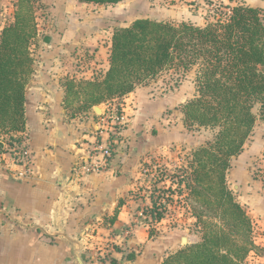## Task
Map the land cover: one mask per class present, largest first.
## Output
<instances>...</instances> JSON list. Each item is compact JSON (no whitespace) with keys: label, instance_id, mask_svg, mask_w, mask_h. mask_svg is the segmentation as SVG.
<instances>
[{"label":"crops","instance_id":"crops-1","mask_svg":"<svg viewBox=\"0 0 264 264\" xmlns=\"http://www.w3.org/2000/svg\"><path fill=\"white\" fill-rule=\"evenodd\" d=\"M17 1L0 0V33L13 22ZM39 1L42 5L37 10H42L40 15L47 17L40 22L35 18V37H39L45 48L36 50L38 55L35 57L31 53L34 63L25 88V130L16 134L22 135L21 147L26 155L23 162H17L7 152L9 150L0 152V264H161L174 246L160 243L155 234L149 237L153 224L145 216L138 215L149 197L145 194L148 182L143 184L150 175L143 166L149 154L144 153L145 147L142 148L149 138L138 137V133V141H132L133 131L128 125L121 133L125 141L123 148L117 144L103 169L88 171L83 166L87 161L102 163V149L108 138L102 119L108 117L110 110L98 106L99 113L95 111V105L68 114L74 107L66 102V83L101 77L107 68L113 28L107 40L91 39L96 53L102 48L105 51L101 52L100 58L106 68L98 75L94 76L93 70L89 69L92 64L79 66L85 68L86 73H81L77 66L75 70L71 67V71L70 65L66 71L61 64L58 67L60 56L55 59L58 54H53L72 50L82 41L87 44L90 39L83 38L82 33L89 25L88 19L96 20L103 17L102 12L109 13L101 7L107 5L112 10L124 12V8L127 11L140 10L151 2ZM207 1L209 4L219 1L225 5L241 4L264 10V0ZM34 14L38 15L37 12ZM83 16L85 18L81 20L79 17ZM136 18L152 19L147 15ZM45 36L49 37L48 42H44ZM105 42L106 46H103ZM48 56L49 60L46 59ZM38 57L41 58V69L35 64ZM90 61L95 63L94 59L87 63ZM50 69L56 72L52 74ZM63 79L66 80L62 82ZM151 95L153 93L140 84L122 96L128 101L133 99V104L146 103L143 119L147 128L154 120L157 122V116L152 117L157 110L161 112L175 103L183 105L190 100L176 102L174 97L164 95L153 99ZM173 128L184 135L180 132L184 130L181 122ZM169 135H174L171 129L159 133L158 147L172 139ZM126 145L130 149H125ZM160 153L166 152L153 154ZM148 206L147 203L145 207ZM109 243L117 245L118 249L110 247L113 245Z\"/></svg>","mask_w":264,"mask_h":264},{"label":"trees","instance_id":"trees-1","mask_svg":"<svg viewBox=\"0 0 264 264\" xmlns=\"http://www.w3.org/2000/svg\"><path fill=\"white\" fill-rule=\"evenodd\" d=\"M79 1L114 4L121 0ZM24 2L17 1L14 21L0 33V135H5L9 147L21 149L22 135L16 134L25 130V88L34 63L29 45L36 33L33 14L21 12ZM223 7L225 13L202 26L136 18L113 30L101 77L66 83V97L79 95L76 86L84 93L81 111L119 99L162 72L195 70L196 93L182 105V115L189 124L217 132L212 142L191 153L185 172L191 182L182 178L176 185L183 184L187 197L218 211L219 223L203 221L201 213L195 212L204 230L202 240L169 253L161 264H246L257 247L254 223L234 200L226 171L254 126L253 103L259 104L264 122V10L241 4ZM150 197L152 204L142 214L159 222L163 209Z\"/></svg>","mask_w":264,"mask_h":264},{"label":"rangeland","instance_id":"rangeland-1","mask_svg":"<svg viewBox=\"0 0 264 264\" xmlns=\"http://www.w3.org/2000/svg\"><path fill=\"white\" fill-rule=\"evenodd\" d=\"M149 1L151 4H145L144 8L142 7L140 10L134 8L133 11H127L126 8L123 9L124 12H122L121 9L112 10L110 6L107 7V5L101 7L103 10L107 9L109 13L106 15L102 12L103 17L96 18V20L88 19L89 25L85 32L82 31L83 38L86 37L90 39L87 41V44L82 41L80 45L73 47L72 50H62L53 53L58 54V56H55V59L60 56L57 59L58 67L61 64L60 67H63L67 71V67L70 65L69 70L72 71L71 67L75 70V66H77L81 73H86V70L84 71L85 68L82 69L79 66L85 64L90 66V64H92L93 67L91 66L89 69L93 70V75L100 74L101 70L106 68L100 58L101 52L105 51L104 48H102L100 53H96L97 49L91 45V39L100 38V40H107L112 28L114 30L120 27H126L138 16L147 15L151 17L152 20L161 19L163 21L175 23L186 21L202 26L207 22L213 21L216 17L220 16L221 13L227 11L224 7L222 9L220 8L224 3L222 4V2L219 1L213 2L216 7L220 6L217 10H209L210 4L207 0ZM38 2L40 1L36 0L35 2L34 0H27V2H24L23 9H21L22 13L29 11L33 14L34 24H36V17L38 22L47 17L45 14L40 15L42 10L37 9H39V6L42 4ZM28 6L29 10H27ZM229 6L233 5L229 4ZM36 12L38 15L34 14ZM79 18L83 20L85 17ZM40 33L42 34L44 32L41 31ZM33 38L30 40L31 44L29 45V50L35 57L36 54L38 55L36 50L41 48L43 51L45 45L41 42L39 37ZM80 39L82 40V38ZM103 46H106V42ZM36 58L35 64L41 69V58L38 57L39 60ZM46 59L49 60V56L46 57ZM89 59H94L95 63L93 61L87 63ZM51 67H53V65ZM49 72L53 74L56 71L50 69ZM65 80L66 79H63L62 82ZM143 84L153 93V95H151L153 99L154 96L163 97L165 95L174 97L176 102H186L188 99L193 98L196 93L195 70L191 69L185 73L174 71L162 72L154 78L146 80ZM75 90L79 91L77 97L72 96V94L66 97V102L72 104L74 107V110L71 109L68 111V114L80 112L79 108L82 106V101L85 96L82 90L77 86ZM143 96H146V94H143ZM132 101L133 99L128 101V99L125 100L124 97H120L119 99L108 100V102L96 106H104L109 110L114 109L115 112L122 111L123 119L119 121L120 125L112 123V127L120 132V135L116 136L121 148H123V142H125L124 135L121 133H123L122 131L125 130L128 125L133 131L131 134L132 141L136 142L138 141V137L143 136L149 138L142 146V148L145 147L144 153L149 154L148 161L144 163L143 166L148 169L147 172L150 174L148 179H144L143 184L148 182V187L145 189L146 196H149L147 199L148 205L150 206L152 204L150 197L152 196L156 206H159L161 210L163 209L164 218L159 224L154 221H148L153 224L151 231L153 235L155 234V239L159 240L160 243H172L174 250L199 243L202 240L204 230L201 224L196 222L194 213H201V219L206 222H218L219 213L218 211L206 208L200 199L187 197V192L183 184L177 187L176 182L182 178L185 182H191L185 174V172L188 171L191 153L199 146L212 142L215 138L214 136L217 129L201 127L196 124L185 122L181 112L182 105L180 104L182 103H175V105H171L169 109L162 110L161 112L160 110L154 112L152 117L155 118L154 116L156 115L157 122L154 120L151 122V127L147 128L145 120L143 119V117H145L146 103H144V105L142 102L140 104L139 102L133 104ZM252 112L256 116L254 126L243 145L242 151L229 159L230 168L226 171V182L234 200L240 203L255 226L253 238L257 247L254 248L253 252H251L246 259V264H264V122L259 118L260 108L258 103H253ZM109 113L110 112H108V114ZM131 118H134V124L130 123ZM180 122L184 128V130L180 131L184 133L182 136L179 134L178 130L176 131L173 128L174 125ZM152 124L157 127H153ZM144 129L148 130L144 133ZM166 129H171L174 135H169L172 139L166 142V145L158 147L157 144L160 138L159 133L164 132ZM138 133H140V135L136 137ZM1 141L4 144H1ZM6 142L5 135H0V152H4L5 149H7L9 150L7 152H10V155L13 156V149L9 147ZM124 148L130 149L127 145L124 146ZM163 151L166 153L153 154ZM208 195L212 196L211 192H209ZM147 203L145 205H147ZM145 205H142L143 208L141 211L147 210ZM182 237L187 238L186 244L181 242ZM109 244L113 245L110 247L118 249L117 245L112 243ZM169 253L171 252L168 251V254Z\"/></svg>","mask_w":264,"mask_h":264},{"label":"built area","instance_id":"built-area-1","mask_svg":"<svg viewBox=\"0 0 264 264\" xmlns=\"http://www.w3.org/2000/svg\"><path fill=\"white\" fill-rule=\"evenodd\" d=\"M215 8H216L215 4H210L209 10H213ZM109 112L110 113L108 117L106 119H102L103 125L105 126V127L103 126V128H105L108 132V138H107L106 145L102 149V153H103L102 163L93 164V163H90V161H87L86 163H84L83 166L86 167L88 171H99L103 169L107 165V159L111 157L115 149H117V144H119L117 141V136L120 135V132H118L117 129H114L112 127V123H114L115 125L117 124L120 125L119 121L123 119L122 111L115 112V110L113 109V110H110ZM12 149H13V156L16 159V161L23 162L25 155H26V151L19 147L17 148L13 147ZM138 215L144 216L142 214V211H140Z\"/></svg>","mask_w":264,"mask_h":264},{"label":"water","instance_id":"water-1","mask_svg":"<svg viewBox=\"0 0 264 264\" xmlns=\"http://www.w3.org/2000/svg\"><path fill=\"white\" fill-rule=\"evenodd\" d=\"M48 41H49V37L48 36H45L44 42H48ZM94 109H95L96 112H99L100 113V110H99V107L98 106H95ZM181 242L183 244H186V238L185 237H182L181 238Z\"/></svg>","mask_w":264,"mask_h":264}]
</instances>
